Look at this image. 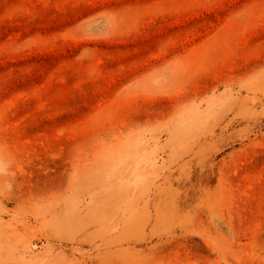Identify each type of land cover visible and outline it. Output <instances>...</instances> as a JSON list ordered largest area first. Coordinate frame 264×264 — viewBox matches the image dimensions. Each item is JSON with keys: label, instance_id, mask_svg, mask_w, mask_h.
I'll use <instances>...</instances> for the list:
<instances>
[{"label": "rangeland", "instance_id": "obj_1", "mask_svg": "<svg viewBox=\"0 0 264 264\" xmlns=\"http://www.w3.org/2000/svg\"><path fill=\"white\" fill-rule=\"evenodd\" d=\"M0 264H264V0H0Z\"/></svg>", "mask_w": 264, "mask_h": 264}]
</instances>
